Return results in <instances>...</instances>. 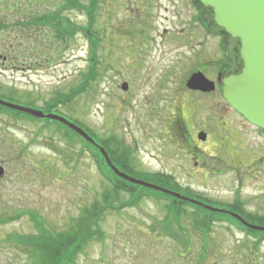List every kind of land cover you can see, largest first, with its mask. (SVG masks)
Wrapping results in <instances>:
<instances>
[{"label":"rangeland","instance_id":"1","mask_svg":"<svg viewBox=\"0 0 264 264\" xmlns=\"http://www.w3.org/2000/svg\"><path fill=\"white\" fill-rule=\"evenodd\" d=\"M63 3L0 0V24H8L0 31V99L51 110L97 140L120 139L118 149H129L134 172L116 167L126 174L171 176L179 194L232 208L247 216L242 217L246 222L264 227L254 218L264 216V137L226 113L218 89L204 94L185 84L195 70L215 80L223 48L235 56L237 41L208 33L193 0H99L92 26L100 38L96 77L70 103L48 109L46 103L78 85L88 71L90 42L78 31L65 44L38 39V32L47 57L26 64L40 53H34V39L26 38L16 22L57 9L56 16L87 24L85 13L61 10ZM19 49L25 59L11 60V52ZM179 116L187 127L183 136L176 131ZM196 130L206 133L204 141ZM0 168V264L36 261L15 239L37 232L32 215L56 236L70 229L83 206L105 193L118 208L100 214L91 229L101 230L104 238L90 240L75 264H264V237L255 242L229 222H211L202 236L191 216L167 213L166 199L143 195L136 205L120 204L131 195L112 192L90 151L42 123L0 114Z\"/></svg>","mask_w":264,"mask_h":264},{"label":"trees","instance_id":"2","mask_svg":"<svg viewBox=\"0 0 264 264\" xmlns=\"http://www.w3.org/2000/svg\"><path fill=\"white\" fill-rule=\"evenodd\" d=\"M98 3L99 0H88V3L86 4H82L78 0H64L63 7H61V10L76 8L77 10L84 12L88 18L87 24L85 26L75 25L69 17L60 15L56 16L57 9L55 11L44 12L39 16L21 19L20 21L18 20L16 22L20 30H22L23 33H27L26 38L34 39L33 44L35 43L37 46L34 47V53H40L39 56L33 54L30 60L26 61V64L39 63L40 61L44 62L45 58L47 57V50H44L43 45L38 42V39L46 40L44 36H46L50 42H53V40L57 39L60 44H65V38L71 37L76 31H81L90 42L88 71L81 75V80L78 85L69 89V91L65 94H58L49 103H46V108L48 107V109L55 108L58 106V104L66 105L67 103H70L76 95H78L87 87H89L90 83L96 77V66L97 62H99L97 59V51L100 38L93 31L92 26L95 21L93 13L97 8ZM195 6L199 12L200 23L209 33L218 34L222 37L230 36L227 32H225L222 28L218 27L214 23L212 10L210 8L203 6L197 0ZM7 25L8 24H0V31L1 29L3 30V28H6ZM31 30L34 33L36 32V35H32ZM38 32H40L39 38L37 37ZM21 38L23 39L22 36ZM21 44H23L22 40L19 41V45ZM3 45L6 51L10 52L11 50H13L6 44ZM39 48L43 49L40 50ZM1 49H3V46H1ZM238 49L239 47L237 41L235 57L238 58L241 65ZM15 51L18 52V50ZM21 51L23 50L19 49L18 54H12L11 52V60L16 62H20L21 58L24 60L25 56ZM1 59L6 61L8 57L6 58L2 56ZM50 103H53L51 107H49ZM0 114L9 115L13 117V119H26L32 122H41L43 127L50 126L53 128V132H56L61 136L63 135L70 144L74 142L76 143L78 140H81L83 142V148L89 150L92 157H95V159L98 161L99 171L101 175L104 176V178H106L112 185V192L115 195H117L120 191L131 195L128 200H124L120 204L127 201L125 205H136L140 201L141 197H143V195L153 193L159 198H166L168 200L167 213L173 212L177 217L191 216L194 220V224L197 230L199 231V234H201L202 236H205V234L208 232L209 227L211 226V222L213 221L225 220L234 223L238 227H243V225H241L239 221H237L226 213L224 214L220 212H212L209 210H205L199 205L190 203L188 201L176 199L170 195L161 193L160 191H155L153 189L130 183L124 180L123 178L116 176L106 164L104 158L100 154L97 147L81 139V137H79L75 132H73L71 129H69L67 126L60 122L50 119L36 120L29 114L15 111L3 106H0ZM175 121L176 131L179 133L180 136L185 135L186 131L185 129H183V119H181V117L179 116L178 119L175 118ZM96 142L103 146L107 154L109 153L108 156L111 162L113 164L116 163L114 164V166H119L125 171H133L132 168L129 169V149L121 148L120 151L118 149L119 147H121L120 139L118 140L117 138H113L112 136L111 138L104 139V141L96 139ZM121 168H119V170L123 171ZM132 176L141 179L144 178L140 176H145L147 178L144 179L145 181L153 182L162 187L172 190L177 187L176 184L170 183L172 177L164 174H155L154 176L132 174ZM190 197L199 199L196 196ZM107 207H109L110 209H114V206L110 201L109 194L105 193L102 195V199H99V201L94 200L90 205L83 206V208H81L80 210V215L72 220L73 223L71 224L70 229L68 228L66 231L61 232L56 236L53 235V233H51L48 229H46L44 224H42L35 215H32L31 221L34 223V227H37V232L25 236H21L18 234L15 236V239L17 240V243L25 246L24 248L26 249V251L29 252V254H31L35 258L36 261L32 262V264H75V259L78 253L83 250L84 246L87 245L90 240H98L104 238V234L101 230H99L98 228H91L92 226H95L97 224V219ZM186 207H190L192 211H190V213H187ZM115 208L117 209L118 207ZM230 210L234 211V209L232 208H230ZM242 217L244 219L248 218L244 214L242 215ZM254 218L257 221H264V216ZM247 221L251 223L253 220ZM0 222H2L1 219ZM244 230L249 231L248 229H246V227H244ZM250 232L258 236L264 237V232Z\"/></svg>","mask_w":264,"mask_h":264},{"label":"water","instance_id":"3","mask_svg":"<svg viewBox=\"0 0 264 264\" xmlns=\"http://www.w3.org/2000/svg\"><path fill=\"white\" fill-rule=\"evenodd\" d=\"M204 6L210 7L214 22L240 43L239 54L242 59V67L238 74L220 80L222 84L223 97L251 124L264 129V0H199ZM186 87L191 90L210 92L214 90V82L207 79L202 72L195 71L186 80ZM123 90L127 89V83L121 85ZM0 105L23 113L32 115L39 119H52L58 121L86 141L95 145L103 155L107 165L112 172L124 180L147 187L155 191L169 194L175 198L199 205L214 212H225L238 220L246 228L264 232V227L246 222L238 214L228 210L201 203L196 199L185 197L179 193L160 187L156 184L129 176L118 170L110 162L105 150L78 125L66 118L53 114L43 113L19 105H15L0 99ZM198 139L205 140L206 134L199 132ZM2 170L0 168V175Z\"/></svg>","mask_w":264,"mask_h":264},{"label":"flooded vegetation","instance_id":"4","mask_svg":"<svg viewBox=\"0 0 264 264\" xmlns=\"http://www.w3.org/2000/svg\"><path fill=\"white\" fill-rule=\"evenodd\" d=\"M194 2V1H193ZM240 67H241V65L239 64V62L235 59V61H233V62H231L230 64H228V65H225L224 66V72H218L217 73V75H220V78H222V77H226V76H230V75H234V74H237L239 71L238 70H240ZM216 75V76H217ZM216 82V86H217V88H218V86H219V84L217 83V81H215ZM198 93H200V92H198ZM224 108H226V113L228 114V113H230V114H232V115H234V116H236V118H238V121L240 120V122H241V124H243V125H248L251 129H253L257 134L258 133H260L263 137H264V131H261V130H259V128H257V127H255V126H253V125H250L247 121H245L241 116H239L237 113H236V111H234L227 103H226V105L224 106ZM183 123V129H185V131H187V127H186V123H185V121L184 122H182ZM197 131V130H196ZM197 132H199V131H197ZM197 132H195L196 134H197ZM190 135H191V133H190ZM186 141L188 142L189 141V138H187L186 139ZM236 196V195H235ZM233 203H235V204H237L238 203V201L237 200H234V202Z\"/></svg>","mask_w":264,"mask_h":264}]
</instances>
